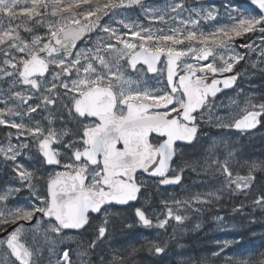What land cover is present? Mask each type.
Returning a JSON list of instances; mask_svg holds the SVG:
<instances>
[{
	"label": "snow or ice",
	"instance_id": "snow-or-ice-1",
	"mask_svg": "<svg viewBox=\"0 0 264 264\" xmlns=\"http://www.w3.org/2000/svg\"><path fill=\"white\" fill-rule=\"evenodd\" d=\"M223 8L0 0V264H162L193 214H264V152L243 144L264 129V87L236 91L264 78V0ZM239 244L200 264H264Z\"/></svg>",
	"mask_w": 264,
	"mask_h": 264
},
{
	"label": "rangeland",
	"instance_id": "rangeland-1",
	"mask_svg": "<svg viewBox=\"0 0 264 264\" xmlns=\"http://www.w3.org/2000/svg\"><path fill=\"white\" fill-rule=\"evenodd\" d=\"M208 0H204L205 4L210 5ZM163 1L158 2H151V3H162ZM138 12V10H136ZM255 57V55H253ZM259 80L258 83H255L257 87H264V81H261V78L258 75H255ZM254 76V77H255ZM153 85V84H151ZM150 85V86H151ZM0 136H3V132L0 133ZM264 130L258 131L254 133L253 137L243 138V144L245 148L252 154L259 156L262 152H264ZM245 139V140H244ZM192 179H197L194 175H191L189 178L188 175L185 177V183L191 184ZM169 192L175 191L177 195H180V189H171L168 190ZM27 196V192L21 194L20 199L23 200L24 197ZM247 211H251L250 209ZM213 215H221L225 217V224L226 227L223 231H221L216 222L212 220ZM255 216H259V220L255 223H250L248 221V225L246 229L241 230V223H243L245 216L243 215H233L231 214V209H228L226 206L217 210L213 209L211 212H205L203 216H197L193 214L191 218L185 222V228L187 230H179L176 234L175 240L170 242L169 245V255L166 256L165 261L171 262L173 259H178V255L182 256L188 264H196L194 262L195 257L197 255L193 253H189L187 250L190 249L192 246L199 244L198 246L203 249V254H199L200 262L205 257H210L211 251L215 250L217 245L216 241H224V240H237L240 241V244L232 245V252L237 254L243 252L245 255H248L251 252H260L264 250V214L260 212H256ZM201 224V228L196 229L195 225L197 223ZM197 230V231H196ZM133 233L143 232L144 235L149 234V230L147 229H139V230H132ZM171 232V229H169ZM154 234V233H153ZM200 234L202 238H197L195 240H190L192 236H196ZM119 236H121L122 240H116ZM138 234H117L112 243L115 246H127L139 240ZM250 238L254 239L253 241L249 240ZM178 245H183V247H179ZM232 252L228 254L231 255ZM142 256L146 257L147 254L143 253ZM151 259L156 258H149L145 261V264H150ZM163 262V261H162ZM219 264V262H217Z\"/></svg>",
	"mask_w": 264,
	"mask_h": 264
},
{
	"label": "flooded vegetation",
	"instance_id": "flooded-vegetation-1",
	"mask_svg": "<svg viewBox=\"0 0 264 264\" xmlns=\"http://www.w3.org/2000/svg\"><path fill=\"white\" fill-rule=\"evenodd\" d=\"M160 1H162V0H160ZM207 2L210 5H215L217 8H219L220 11H221V13L224 12V8H223V2H224V0H208ZM231 4L233 6H235V7H237V8L245 9V8L248 7V0H231ZM205 27H207V26L205 25ZM252 59H255V57L252 56ZM144 67H146V66H144ZM243 69H244V62H241V64L239 66H237V69L236 70L242 72ZM135 75L136 74L133 73V76H135ZM153 75L154 74H150L149 73L147 75V77H146L149 85L155 83V81L153 80ZM259 77L261 78V81H264V78H262L261 76H259ZM258 82H259V80L257 79L256 76L255 77H252L250 81L248 79H243L242 78V79L238 80V82H237V85L238 86L236 88V91H239L240 88H243V89L247 90V89H249L250 84L251 85H254L255 83H258ZM235 95H236V92L230 89V90L225 91V95L222 96L221 99L224 100L225 103H227L228 97H234ZM262 130H264V129H260L259 131H262ZM2 132L3 131H0V133H2ZM213 132H215V130H213ZM245 138H247V137H245ZM171 189H173V188H169L168 190H171ZM196 255H197V258L195 257L196 260H194V262L196 264H198V261L197 260L199 259V254H196ZM165 258H166V256L164 257L162 264H177V263L167 262V261H165ZM176 261H177V259H176Z\"/></svg>",
	"mask_w": 264,
	"mask_h": 264
},
{
	"label": "trees",
	"instance_id": "trees-1",
	"mask_svg": "<svg viewBox=\"0 0 264 264\" xmlns=\"http://www.w3.org/2000/svg\"><path fill=\"white\" fill-rule=\"evenodd\" d=\"M238 202V201H237ZM225 205H226V207L228 208V209H231V202H227V201H225ZM251 219V217H245L244 218V221H243V223H241V230L242 229H246V226L248 225V221ZM255 219H256V222L259 220V216H255ZM197 231V230H196ZM201 235L200 234H198V235H196V236H192V238H190V240H195V239H199V238H202V237H200ZM119 239H121L122 240V238H121V236H120V238ZM118 239V240H119ZM249 240H251V241H253L254 239H252V238H250ZM119 244H120V242H119ZM118 244V245H119ZM117 245V246H118ZM114 246H115V244H114ZM199 248H201V247H199ZM198 249V248H197ZM264 251V250H263Z\"/></svg>",
	"mask_w": 264,
	"mask_h": 264
},
{
	"label": "bare ground",
	"instance_id": "bare-ground-1",
	"mask_svg": "<svg viewBox=\"0 0 264 264\" xmlns=\"http://www.w3.org/2000/svg\"><path fill=\"white\" fill-rule=\"evenodd\" d=\"M202 217V216H201ZM120 238V236L116 239L117 241H118V239ZM119 242V241H118ZM199 244H197V245H195L194 244V246H192L190 249H188L187 251L189 252V253H191V255L193 254V253H195V254H198V253H201V254H203V252H205V251H203V249L202 248H199V246H198ZM198 248V249H197ZM198 261V264H200V260L198 259L197 260ZM171 263H177V261H176V259L174 260H172L171 261Z\"/></svg>",
	"mask_w": 264,
	"mask_h": 264
},
{
	"label": "water",
	"instance_id": "water-1",
	"mask_svg": "<svg viewBox=\"0 0 264 264\" xmlns=\"http://www.w3.org/2000/svg\"><path fill=\"white\" fill-rule=\"evenodd\" d=\"M148 1H152V0H148ZM151 74V73H150Z\"/></svg>",
	"mask_w": 264,
	"mask_h": 264
}]
</instances>
